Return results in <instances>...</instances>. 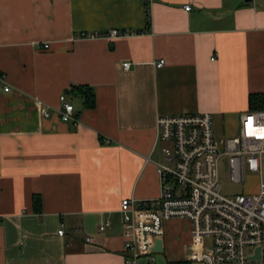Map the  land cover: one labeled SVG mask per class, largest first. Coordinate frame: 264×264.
Returning a JSON list of instances; mask_svg holds the SVG:
<instances>
[{
    "label": "crops",
    "instance_id": "obj_1",
    "mask_svg": "<svg viewBox=\"0 0 264 264\" xmlns=\"http://www.w3.org/2000/svg\"><path fill=\"white\" fill-rule=\"evenodd\" d=\"M0 76V264H123L121 201L160 194L156 119L210 113L231 137L264 94V0H0ZM163 233L154 264H201L186 220Z\"/></svg>",
    "mask_w": 264,
    "mask_h": 264
},
{
    "label": "built area",
    "instance_id": "obj_2",
    "mask_svg": "<svg viewBox=\"0 0 264 264\" xmlns=\"http://www.w3.org/2000/svg\"><path fill=\"white\" fill-rule=\"evenodd\" d=\"M150 2L151 0H145ZM184 10L190 11L185 5ZM128 32L112 30L107 34H84L112 39ZM48 48V45H45ZM165 64L163 59L155 68ZM130 62L122 64L127 71ZM3 79L0 76V82ZM8 92L7 86H3ZM58 117L64 123L78 124L74 107L59 96ZM44 117L46 108L38 104ZM238 131L231 137L216 136L210 113L159 116L155 122L157 141L163 146V163L157 164L160 194L155 199H123V264H154L156 241L163 238V225L184 219L190 225L192 243L190 262L201 264H264V110L247 111L239 116ZM226 158L230 183H240L250 173L259 180L257 192L228 198L221 194L218 166ZM109 222L100 228L102 232ZM63 228L58 230L59 235ZM88 243L89 237L85 238Z\"/></svg>",
    "mask_w": 264,
    "mask_h": 264
},
{
    "label": "rangeland",
    "instance_id": "obj_3",
    "mask_svg": "<svg viewBox=\"0 0 264 264\" xmlns=\"http://www.w3.org/2000/svg\"><path fill=\"white\" fill-rule=\"evenodd\" d=\"M213 127L215 135H220L221 138L230 137V136H224L225 133L223 131V127H221V121L218 119H213ZM161 148L163 146H169L168 143L165 142H159ZM162 161H164L162 159ZM226 158H221L219 161L218 166V172H219V184L221 187V194L231 198L235 197L237 194H244V195H250L255 192H257L259 187V180L251 175L250 173L245 175V180L240 183H230L228 178V172L226 171ZM263 171H264V165H263ZM264 178V173H263Z\"/></svg>",
    "mask_w": 264,
    "mask_h": 264
},
{
    "label": "trees",
    "instance_id": "obj_4",
    "mask_svg": "<svg viewBox=\"0 0 264 264\" xmlns=\"http://www.w3.org/2000/svg\"><path fill=\"white\" fill-rule=\"evenodd\" d=\"M80 94L83 97V100L85 101V105L87 107H93L94 101H93V93L90 88H80L78 89ZM249 109L250 111H262L264 110V94L262 95H249ZM188 264V263H183Z\"/></svg>",
    "mask_w": 264,
    "mask_h": 264
},
{
    "label": "water",
    "instance_id": "obj_5",
    "mask_svg": "<svg viewBox=\"0 0 264 264\" xmlns=\"http://www.w3.org/2000/svg\"><path fill=\"white\" fill-rule=\"evenodd\" d=\"M161 247H162V242L160 240L156 241L155 246L153 247L154 248L153 251L159 253L162 251Z\"/></svg>",
    "mask_w": 264,
    "mask_h": 264
}]
</instances>
